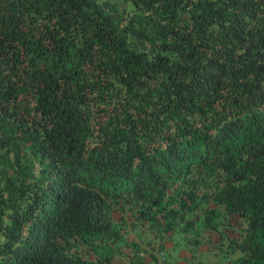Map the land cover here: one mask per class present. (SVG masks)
Instances as JSON below:
<instances>
[{
    "label": "trees",
    "instance_id": "1",
    "mask_svg": "<svg viewBox=\"0 0 264 264\" xmlns=\"http://www.w3.org/2000/svg\"><path fill=\"white\" fill-rule=\"evenodd\" d=\"M206 200L264 264V0H0V264H148Z\"/></svg>",
    "mask_w": 264,
    "mask_h": 264
},
{
    "label": "rangeland",
    "instance_id": "2",
    "mask_svg": "<svg viewBox=\"0 0 264 264\" xmlns=\"http://www.w3.org/2000/svg\"><path fill=\"white\" fill-rule=\"evenodd\" d=\"M149 31L151 32L150 29ZM132 41L135 42L130 45L131 47L145 48L143 42L130 38V42ZM200 205L194 230L166 235L153 230L160 226L159 220L154 222L129 220L124 238L126 236V240L131 242V245L136 244V248H139L137 256L140 261H147L148 264H152L151 257L155 258V264H225L226 260L235 255L226 252L229 250L227 244L241 234V218L237 215H224L221 208L210 200H206ZM210 209L216 212L215 218L211 219L216 223V231H211L210 226L203 221V217L205 220L206 212ZM193 234L198 235V241L201 240L199 245H194L192 241H188V238H191ZM218 246L220 250L217 248ZM132 249L135 250L134 247L127 249L124 247L120 251L115 249L113 262L126 264L130 256L127 252H133ZM213 249L218 251L217 255L213 254ZM149 255H151L150 258Z\"/></svg>",
    "mask_w": 264,
    "mask_h": 264
}]
</instances>
